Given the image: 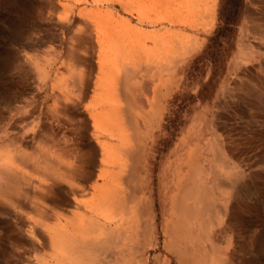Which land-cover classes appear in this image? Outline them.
<instances>
[{
	"label": "rangeland",
	"instance_id": "374dc122",
	"mask_svg": "<svg viewBox=\"0 0 264 264\" xmlns=\"http://www.w3.org/2000/svg\"><path fill=\"white\" fill-rule=\"evenodd\" d=\"M260 22L264 23V0H0L1 155L10 161L14 159L10 150L15 154L23 148L24 153L34 150L29 161L41 166L46 162L52 171L38 175L17 163L23 203H0V264L81 260L78 249L103 237L93 224L91 199L97 176L104 169L109 178L125 172L121 167L125 152L136 147L141 153L140 200L150 204L143 232L151 245L144 253L140 245L132 257L128 225L133 206L130 203L113 217L106 206L98 222L118 232L113 250L117 252L111 260V249L99 252L104 260L98 263L85 256L89 264H134L142 257L145 264L167 259L181 264L179 253L191 264H216L208 260L207 247L228 234L231 242L224 264H264V24ZM127 67L135 73L123 95L117 81L124 78ZM104 113L108 123L112 119V127ZM40 136L48 137L49 144L39 141ZM61 165L77 167L68 181L57 179ZM193 165L203 176L210 214L217 218L222 216L218 206H235L237 219L232 228L227 214L205 229L194 224L191 237L201 239L175 243L167 233L177 220L170 203ZM121 183L112 182L107 189L123 196L128 190ZM36 207L48 212L46 226L32 217Z\"/></svg>",
	"mask_w": 264,
	"mask_h": 264
},
{
	"label": "bare ground",
	"instance_id": "6f19581e",
	"mask_svg": "<svg viewBox=\"0 0 264 264\" xmlns=\"http://www.w3.org/2000/svg\"><path fill=\"white\" fill-rule=\"evenodd\" d=\"M92 5V4H91ZM161 5V4H160ZM84 11V10H83ZM82 14V13H81ZM92 21V20H91ZM260 24H264L262 22H260ZM111 27V26H110ZM106 28V27H105ZM129 29V28H128ZM115 32V31H114ZM76 33V32H75ZM110 33V32H109ZM82 34V33H81ZM116 34V33H115ZM127 34V33H126ZM74 35V34H73ZM71 35V36H73ZM104 35V34H103ZM107 35V34H106ZM124 35V34H123ZM114 36V35H113ZM77 37V36H76ZM166 37V36H165ZM164 37V38H165ZM78 38V37H77ZM126 38V37H125ZM128 38V37H127ZM109 39V38H108ZM105 40H107L105 38ZM121 40V38H120ZM129 40V38H128ZM73 41V40H72ZM69 42L70 43H72ZM97 41H99L97 39ZM130 41V40H129ZM128 41V42H129ZM100 43H102V41H99ZM106 41H104L105 43ZM112 42V41H111ZM124 42V41H123ZM127 42V44H128ZM114 43V42H112ZM119 43V42H118ZM76 44V43H75ZM103 44V43H102ZM105 45V44H104ZM112 45V44H111ZM135 45V44H134ZM133 45V46H134ZM114 46V45H113ZM123 46V45H122ZM122 46H121V49H122ZM128 46V45H127ZM131 46V45H130ZM101 48V46H100ZM105 48V47H104ZM104 48H102L101 50H104ZM138 48V47H137ZM106 49V48H105ZM120 49V48H119ZM133 50V49H132ZM132 50H129V51H132ZM127 51V52H129ZM106 52V51H105ZM104 52V53H105ZM122 52V51H121ZM124 52V51H123ZM122 52V54H123ZM134 53V52H133ZM139 53V52H138ZM68 54V53H67ZM107 54V53H106ZM129 54V53H128ZM168 54V53H167ZM76 55V54H75ZM98 55H101L100 52ZM134 55V54H133ZM137 55V54H136ZM140 55V53H139ZM142 55V54H141ZM140 55V56H141ZM157 55V54H156ZM116 56V55H115ZM143 56V55H142ZM169 55H167V58H168ZM171 56V55H170ZM73 57V56H72ZM99 57V56H97ZM136 57V56H135ZM144 57V56H143ZM146 57V56H145ZM114 58V57H112ZM142 59V57H140ZM160 58V57H159ZM163 58H165L163 56ZM162 58V59H163ZM69 59V58H68ZM118 59V58H117ZM137 59V58H136ZM134 60V61H137V60ZM155 59V58H154ZM161 59V60H162ZM166 59V58H165ZM71 60V59H70ZM69 60V61H70ZM75 60V59H74ZM78 60V59H77ZM103 60V59H102ZM132 60V59H131ZM158 60V59H157ZM107 61V60H106ZM110 61V60H109ZM108 61V62H109ZM154 61V60H153ZM164 61V60H163ZM71 62H73L71 60ZM98 62V60L96 61ZM114 62V61H113ZM118 62H119V59H118ZM125 62V61H124ZM128 62V61H127ZM132 62V61H131ZM140 62V61H139ZM145 62V61H144ZM147 62V61H146ZM145 62V63H146ZM77 63V62H76ZM110 63V62H109ZM115 63V62H114ZM120 63H122L120 61ZM129 63V62H128ZM159 63H160V60H159ZM71 64V63H70ZM111 64V63H110ZM141 64V62H140ZM157 65V63H155ZM166 64V63H164ZM173 64V62H172ZM68 65V64H67ZM100 65V64H99ZM124 67L125 64H123ZM127 65V64H126ZM149 65H151L149 63ZM140 66V65H139ZM145 66V65H144ZM148 66V65H147ZM66 67V66H65ZM101 67V66H100ZM104 67V66H103ZM132 67V66H131ZM68 68V67H67ZM107 68V67H106ZM69 69V68H68ZM81 69V68H80ZM102 69V68H101ZM111 69V68H110ZM156 69V67L154 68ZM100 70V69H99ZM167 70V69H166ZM103 71V70H102ZM116 71V70H115ZM56 72V71H55ZM104 72V71H103ZM106 72V71H105ZM70 73H71V70H70ZM102 73V72H101ZM114 73V72H113ZM122 73V72H121ZM125 75L124 78H122V80L120 81H117L118 85H119V89H121L122 91V94L125 95L124 93V89H126V84H127V81H131L132 78L134 77V73L135 71L130 68V67H127L124 71ZM68 74H69V71H68ZM138 74V73H137ZM62 75V74H61ZM66 75V74H65ZM102 75V74H101ZM155 75V74H154ZM55 76V75H54ZM95 76V75H94ZM144 76V75H143ZM62 77V76H61ZM68 77V76H67ZM70 77H71V74H70ZM105 77V76H104ZM103 77V78H104ZM98 78V77H97ZM106 78V77H105ZM116 78V77H115ZM121 78V77H120ZM119 78V79H120ZM151 78V77H150ZM70 79V78H69ZM68 79V80H69ZM108 79V78H107ZM114 79V78H112ZM118 79V78H117ZM116 79V80H117ZM73 80V79H72ZM94 80V79H93ZM67 81V80H65ZM76 81V80H75ZM95 81V80H94ZM61 82H62V78H61ZM105 82V81H104ZM110 84H111V81H109ZM71 83V82H70ZM69 83V85H70ZM74 83V82H73ZM151 83V82H150ZM154 84V83H153ZM162 84V83H161ZM68 84H66L65 86H67ZM73 84H71L72 86ZM75 85V84H74ZM93 85V83H92ZM99 85V84H98ZM142 85V84H141ZM63 86V87H65ZM70 86V87H71ZM109 86V85H107ZM117 86V85H116ZM68 87V86H67ZM65 87V89L67 88ZM78 87V86H77ZM110 87V86H109ZM112 87V86H111ZM69 88V87H68ZM153 88V87H152ZM64 89V88H62ZM100 89V88H99ZM98 90V89H97ZM105 90V89H104ZM64 91V90H63ZM80 91V90H79ZM77 91V92H79ZM91 91V90H90ZM94 91V88L93 90ZM155 91V90H154ZM110 92V91H109ZM118 92V91H117ZM92 93V92H91ZM90 93V94H91ZM100 93V92H99ZM106 93V92H105ZM155 93V92H154ZM116 94V93H115ZM118 94V93H117ZM129 94V93H128ZM135 95V94H134ZM94 95H92L93 97ZM97 96V95H96ZM99 96V95H98ZM118 96V95H116ZM155 96V95H154ZM89 97V96H88ZM91 98V97H90ZM110 98V96H109ZM121 98V97H120ZM123 98V97H122ZM96 99V98H94ZM133 99V98H132ZM89 100V98H88ZM56 101V100H55ZM54 101V103H55ZM59 100L56 101V103L58 102ZM95 101V100H94ZM96 101H98L96 99ZM86 102V101H85ZM123 102V101H122ZM55 103V104H56ZM98 103V102H97ZM101 104V102H100ZM85 105V104H84ZM114 105V104H113ZM55 106V105H54ZM116 106V105H114ZM141 106V105H140ZM91 107V106H90ZM105 107V106H104ZM110 107L109 106V110H110ZM119 107V106H118ZM138 107V106H137ZM113 108V107H112ZM111 108V109H112ZM117 108V107H116ZM133 108V107H132ZM122 109V108H121ZM140 109V108H139ZM89 110V109H88ZM92 110V108H91ZM100 110V109H99ZM104 110V109H103ZM116 110V109H115ZM124 110V109H123ZM87 111V110H86ZM98 111V110H97ZM105 111V110H104ZM122 111V110H121ZM96 112V111H95ZM106 112V111H105ZM133 114V113H132ZM97 115V114H96ZM93 116V115H92ZM121 116V115H120ZM141 116V115H140ZM115 117V116H114ZM90 118V117H89ZM112 118V116H111ZM119 118V116H118ZM108 119V117H106V114L104 113V120L106 121ZM115 119V118H113ZM133 119V118H132ZM94 120V119H93ZM96 120V119H95ZM134 120V119H133ZM99 122V121H98ZM112 122V119L110 120V123ZM116 122V121H115ZM118 122V120H117ZM107 123V126L111 124ZM134 123V122H133ZM95 124V123H94ZM132 124V123H131ZM136 125V124H135ZM141 125V124H140ZM122 126V125H121ZM112 127V126H111ZM131 127V126H130ZM92 128V127H91ZM94 128V127H93ZM110 129H114V128H109L108 127V130L110 132H112ZM122 129V128H121ZM33 130V129H32ZM123 130V129H122ZM130 130V129H129ZM128 130V131H129ZM137 130V129H136ZM115 131V129L113 130ZM138 132V131H137ZM126 133V132H125ZM137 135V134H136ZM135 135V136H136ZM134 136V137H135ZM99 137V136H98ZM36 138V137H35ZM34 139V138H33ZM37 139L39 141H43L44 142H50L48 140V137L46 136H40V137H37ZM103 139V138H102ZM101 139V140H102ZM123 139V138H122ZM95 140V139H94ZM136 141V140H135ZM138 141V140H137ZM142 141V140H141ZM96 142V141H95ZM107 142V141H106ZM112 142V141H111ZM15 144V143H14ZM49 144V143H47ZM106 144V143H105ZM6 145V143H5ZM127 145V143H126ZM14 146V145H13ZM59 146V145H58ZM124 146V145H123ZM9 147V146H8ZM31 147V146H30ZM50 147V146H49ZM99 147V146H98ZM101 147V146H100ZM32 148V147H31ZM64 147H62L63 149ZM106 148V147H105ZM124 148V147H122ZM137 148V147H136ZM136 148H133L132 150H130V152H125L126 154V160H125V165L124 164H121V167H126V171L123 172L121 171L118 172V173H114V175L112 176V178H109V176L107 175V172H105L104 170L101 171V173H99V175L97 176V180H96V183L94 184V186L92 188H94V193H93V196H92V205H93V211H94V214H95V217L93 218V224H94V229H95V233H99V234H103L101 237V239L99 240V242L97 243H93L91 245H85V246H81L79 249H78V254H80V256L82 255V258L81 260H70L69 262H57L56 264H89L88 263V260L85 259V256H90L92 257V259H95L96 263L100 262L103 257H99V252H102L104 253L103 250H106L107 248L108 249H111L112 251L110 252V255H108V260H111L112 257L116 255V252H114L113 250L117 247L114 243H117L116 241V238H117V233L114 232L113 229H106L105 227H102V224L100 222H98V218L100 217V215L102 213H104L105 209L104 207H108V211L106 210V212L108 214L111 215V217H113V215H115L116 213H124L125 210L127 209L128 205L131 203V205L133 206L132 207V215H131V220L129 221V225H128V228H130V231L128 230V232L130 233V236H129V233L127 231H124V232H127L128 233V236L131 237L133 239V245L131 247V255L132 257L135 255L137 256V250H138V247H140L141 245V253H144L147 249V246L151 245L150 244V240H149V237H146L145 236V232H143L145 229H146V225H147V217H148V209H149V206L150 204L146 201H141L140 200V197H141V191L142 189L139 188V177H138V172L140 170V168L138 167V161L140 160V157H141V153H140V149H136ZM8 149V148H7ZM26 148H23V149H20L18 150V152L15 154L12 153V151L10 150L9 154L12 155V157L14 158L12 160L9 159L10 161H8V159H4V157L1 155V151H0V203L1 204H18V205H22L21 203L23 202H20V195L22 193L21 191V181H22V178L20 177L19 175V171H17V168L19 169V164L21 166H26L28 171H30L32 173V170L31 168H33L35 170V174H38L39 173L41 175H46L47 172H49L50 170V167L51 166H47L46 162L44 163V166L41 164L39 165V163L35 164V163H31L29 160L31 158H33L32 156L35 155L34 154V150L30 153L29 151H26L25 153L22 151V150H25ZM73 149V148H72ZM4 150V149H2ZM59 150V149H57ZM9 149L7 150V153H8ZM17 151V150H16ZM47 151V149H46ZM55 151V150H54ZM53 151V152H54ZM6 152V151H5ZM108 152H111L108 151ZM115 152V151H114ZM38 153V152H37ZM42 153V152H41ZM52 153V152H51ZM67 153V152H66ZM15 154V155H14ZM58 154L60 155V153L58 152ZM70 154V153H69ZM101 154V153H100ZM111 154V153H110ZM46 155V154H45ZM56 155V154H55ZM68 155V154H67ZM53 156V155H52ZM58 156V155H57ZM128 156V158H127ZM43 157V156H42ZM63 157V156H62ZM61 157V158H62ZM65 157V156H64ZM40 158V157H39ZM57 157H55L54 159H56ZM66 158V157H65ZM100 158V157H99ZM41 159V158H40ZM48 160V159H47ZM99 160V159H98ZM102 160V159H101ZM100 160V161H101ZM55 161V160H54ZM75 161V159H74ZM102 162V161H101ZM19 163V164H17ZM76 164V163H75ZM52 165V164H50ZM64 166L65 165H61V168L63 167V170L59 171L58 169L56 170L57 171V179H64V181H68V178L71 177V175L73 176V174L75 173V169H77V167H73V168H69V169H64ZM73 166V165H71ZM75 166V165H74ZM55 167V166H54ZM59 167V166H58ZM67 167V166H66ZM70 167V166H69ZM60 168V167H59ZM100 168V166H99ZM105 168V167H104ZM33 170V171H34ZM110 170V169H109ZM99 171V172H100ZM52 171L50 170L49 173H51ZM98 173V172H97ZM21 174V173H20ZM25 174V173H24ZM28 174V173H27ZM26 174V175H27ZM55 174V173H54ZM110 174H113V173H110ZM109 174V175H110ZM56 175V174H55ZM51 176V175H50ZM93 176V175H92ZM24 177V176H23ZM26 177V176H25ZM29 177V176H28ZM27 177V178H28ZM35 177V176H34ZM38 177V176H37ZM27 178L24 179L27 183ZM202 178L203 176L201 175L200 173V169H199V166L198 165H193L192 167L190 166L189 170L187 171V174H185V177L183 179V183L182 185L179 187V195L176 194L175 198L171 200V205H170V209L172 210V213L176 216L177 220L173 223H171L169 229H167V233L168 235L170 236L171 239H173V241L176 242H180L182 238H190L191 237V227L194 225V224H197L199 225L200 228L202 229H205L209 223H211L212 221H217L218 218L222 219V216H224L225 214H227V218H228V226H230V228H232V226L234 225L235 223V220L237 219V214H236V207L235 206H231V207H222V206H218V211L221 212V215L222 216H219V217H214L216 216L215 214L211 215L210 214V208L208 207V203L206 202V195H207V188L206 186H203L201 185L202 183ZM30 179V178H28ZM43 179V178H42ZM47 178H45L44 180L46 181ZM56 180V179H55ZM106 181V185L104 184V182ZM37 181V179L35 180ZM116 183H120L122 182L121 184H123V186H125V188L123 190H128V193H124L123 196L121 195V191L120 193L119 192H114L111 191V190H108L107 187L108 186H112V182ZM33 182V181H32ZM47 182V181H46ZM124 182V183H123ZM216 184H218V178L215 179L214 181ZM41 183V182H40ZM221 183V181L219 180V184ZM43 184V181L42 183ZM45 184V183H44ZM119 184V185H121ZM213 184V183H212ZM46 185V184H45ZM91 185V184H90ZM89 185V186H90ZM231 183H229L228 185V188L232 189V186H230ZM23 186V185H22ZM27 186V185H26ZM44 187V186H42ZM47 187H50V186H47ZM210 187V186H209ZM41 188V187H40ZM109 188V187H108ZM227 187L225 188H222L224 191L226 190H229L228 188L226 189ZM42 189V188H41ZM44 189V188H43ZM41 192V190H39ZM43 191V190H42ZM38 192V191H37ZM47 192V191H46ZM228 193V191H226ZM39 193V192H38ZM48 193V192H47ZM213 193V192H212ZM25 194V193H24ZM33 194V193H32ZM31 194V195H32ZM38 195V194H37ZM28 196V195H25L23 196L24 198ZM34 196V195H33ZM89 196V195H88ZM144 196V195H143ZM22 197V196H21ZM32 197V196H31ZM40 197V196H39ZM44 197V196H43ZM48 197V196H47ZM46 197V198H47ZM27 198V197H26ZM36 198V196H35ZM42 198V197H41ZM23 199V198H22ZM29 199V197L27 198ZM144 199V198H143ZM55 200V199H54ZM22 201V200H21ZM28 201V200H27ZM38 201V199H37ZM43 201V200H42ZM45 201V200H44ZM209 201V200H208ZM216 201V200H215ZM221 202V201H219ZM25 203V202H24ZM30 203V202H29ZM52 203V202H50ZM41 204V203H40ZM56 205V204H55ZM227 205V204H226ZM215 206V205H214ZM24 207V206H23ZM41 207V206H40ZM211 207V206H210ZM212 208V207H211ZM43 209V207H42ZM104 209V210H103ZM32 210V217L35 219L36 223L39 225L41 224H44L45 226L47 225V223L49 221L46 220L47 216H48V212H43L41 209H39L38 207H36L35 209H31ZM85 211V210H84ZM213 211V210H212ZM83 212V211H82ZM26 213V212H25ZM86 213V211H85ZM31 215V213H28ZM90 214V213H89ZM88 214V215H89ZM113 214V215H112ZM129 214V213H128ZM173 215V216H174ZM24 216V215H23ZM81 216V214H80ZM118 215H116L115 217H117ZM128 216V215H127ZM21 217V216H20ZM91 217V215H90ZM102 217V216H101ZM104 217V216H103ZM120 217V216H119ZM161 217V216H160ZM83 218V217H82ZM122 218V217H120ZM84 219V218H83ZM101 219V218H100ZM103 219V218H102ZM28 221V219H26ZM121 220V219H120ZM129 220V219H128ZM150 220V219H149ZM78 221V220H77ZM86 221V220H85ZM90 221V220H89ZM103 221V220H102ZM124 221V220H123ZM80 222V220H79ZM106 222V221H105ZM177 222V223H176ZM78 223V222H77ZM115 223V222H113ZM176 223V224H175ZM26 224V223H25ZM30 224V223H29ZM80 224V223H78ZM82 224V222H81ZM80 224V225H81ZM107 224V223H106ZM125 224V223H124ZM2 225V224H1ZM223 225V224H222ZM42 226V225H41ZM162 226V225H161ZM236 226V225H235ZM76 227V226H75ZM126 227V226H125ZM62 228V227H61ZM68 228V227H67ZM82 228V227H80ZM112 228V227H111ZM193 228V227H192ZM196 228V227H195ZM39 229V228H38ZM49 229V228H48ZM78 229V228H77ZM87 229V228H86ZM117 229V228H116ZM124 229V228H123ZM160 229V228H159ZM45 230V228L43 229ZM42 230V231H43ZM56 230V229H55ZM58 230V229H57ZM63 230V229H62ZM79 230V229H78ZM77 230V231H78ZM53 231V230H51ZM69 231V230H68ZM89 231V230H88ZM232 233H233V230L231 229ZM57 232V231H56ZM64 232V231H63ZM66 232V231H65ZM195 232V231H194ZM72 233V232H71ZM91 234V236H94L92 235L91 232H88ZM156 233V232H155ZM81 234V233H80ZM87 234V233H85ZM125 234V233H123ZM122 234V235H123ZM194 234V233H193ZM192 234V235H193ZM55 236V235H54ZM68 236V235H67ZM66 236V237H67ZM88 236V235H87ZM119 236V235H118ZM127 236V237H128ZM165 236V235H164ZM201 236V235H200ZM209 236V235H208ZM221 236V234H220ZM65 237V238H66ZM74 237V236H73ZM212 237V236H211ZM23 238V237H22ZM77 238V237H76ZM80 238V237H79ZM120 238V237H119ZM164 238V237H163ZM198 238V240H200L201 238L197 237V236H192L190 239L191 240H194ZM84 239V237H83ZM90 239V238H88ZM132 239L130 241H132ZM190 240V241H191ZM197 240V241H198ZM61 241V240H60ZM67 241V240H66ZM124 241V239H121L119 244H121L122 242ZM164 241V240H163ZM196 241V240H195ZM212 241V240H211ZM56 242V241H55ZM54 242V243H55ZM199 242V241H198ZM202 242V241H201ZM209 242V241H207ZM231 242V238L228 235H222L221 236V242H215L213 244H211L209 247H207V258L209 260V258H212V260L216 263V264H224L226 262V255H228V245L229 243ZM26 243V242H25ZM71 243V242H70ZM53 244V243H52ZM59 244V243H58ZM72 244V243H71ZM161 244V243H160ZM188 244V243H187ZM198 244V243H197ZM60 245V244H59ZM64 245V244H63ZM174 245V244H173ZM181 245V244H180ZM207 245V244H206ZM58 246V245H57ZM57 246H54V248L56 249ZM62 246V245H61ZM127 246V244H126ZM125 246V247H126ZM208 246V245H207ZM227 246V247H226ZM60 247V246H59ZM74 247V246H73ZM58 248V247H57ZM65 248V247H64ZM164 248V247H163ZM203 248V247H202ZM206 248V247H205ZM51 249V248H50ZM183 249V248H182ZM186 249V248H185ZM191 249V248H190ZM57 250V249H56ZM127 250V249H126ZM177 250V249H176ZM180 250V249H179ZM188 250V249H187ZM199 250V249H198ZM49 251V250H48ZM51 251V250H50ZM58 251V250H57ZM63 252V251H62ZM123 252V251H122ZM176 252V251H175ZM178 252V251H177ZM181 252V250H180ZM185 252V251H183ZM48 253V252H47ZM186 253V252H185ZM73 254H76V253H73ZM166 254V253H165ZM175 255V254H174ZM173 255V256H174ZM52 256V255H51ZM63 257V256H62ZM169 257V256H168ZM175 257V256H174ZM128 258V257H127ZM143 258V257H142ZM140 259L138 261H135L134 264H145L144 262V259ZM156 258V257H155ZM162 258V256H161ZM177 263H181V264H191L190 262V259H188L185 255L179 253L177 255ZM175 258V259H177ZM136 259V258H135ZM196 259V258H195ZM68 260V259H67ZM104 260V259H103ZM106 260V259H105ZM206 260V259H205ZM211 260V259H210ZM44 261V260H43ZM66 261V260H65ZM105 262V261H104ZM109 262V261H108ZM176 262V261H175ZM200 262V261H199ZM198 262V263H199ZM49 263V262H48ZM110 263V262H109ZM195 263V261H194ZM193 263V264H194ZM202 263V262H201ZM127 264V263H126ZM158 264H172L171 260L167 259L165 260L164 262L162 263H158ZM212 264V263H211Z\"/></svg>",
	"mask_w": 264,
	"mask_h": 264
}]
</instances>
